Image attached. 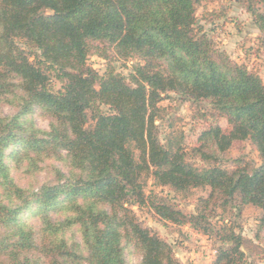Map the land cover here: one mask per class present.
<instances>
[{"label":"trees","instance_id":"16d2710c","mask_svg":"<svg viewBox=\"0 0 264 264\" xmlns=\"http://www.w3.org/2000/svg\"><path fill=\"white\" fill-rule=\"evenodd\" d=\"M204 1L0 0V104L16 110L0 113V261L133 264L136 255L135 264H178L134 205L218 239L213 264H250L248 253H264L236 224L214 221L219 209L252 205L264 228V83L196 24ZM247 2L264 33V0ZM92 54L108 60L103 74L88 64ZM114 60L136 63L126 76ZM171 92L208 102L230 126L211 125L191 148L203 167L187 159L182 132L159 136L160 102ZM236 140H250L261 164L223 167ZM149 181L208 194L185 213L147 193Z\"/></svg>","mask_w":264,"mask_h":264},{"label":"rangeland","instance_id":"374dc122","mask_svg":"<svg viewBox=\"0 0 264 264\" xmlns=\"http://www.w3.org/2000/svg\"><path fill=\"white\" fill-rule=\"evenodd\" d=\"M248 4L247 0L204 1L197 6L196 24L204 29L218 49L225 51L233 62L243 64L249 70L257 72L264 83V33L255 24L252 14L248 11ZM258 7L263 8L261 4H258ZM135 63L136 60H129L126 64L120 60L113 61L116 70L126 76L132 72ZM88 64L103 74L108 60L92 54L89 56ZM60 87V82L52 77L51 88L57 91ZM160 105L165 107V118L157 121L160 138L164 140L170 132H182L188 152L187 159L199 167L205 166L199 157L192 154L191 148L199 144L201 133L211 125L218 124L228 131L230 126L227 119L216 113L208 102L192 105L190 101L174 92L165 94ZM15 111L10 105L0 104V113L11 114ZM170 122L172 126H169ZM36 123L41 128H49V120L41 116H37ZM220 160V164L230 170L258 166L262 162L256 146L250 140H236L228 151L221 154ZM55 164L59 165L58 162ZM44 178L45 174H42L38 180L43 181ZM38 180H34V183ZM29 181V179L22 180L21 184L28 186L31 183ZM146 191L147 193L155 191L159 195L168 197L185 213L194 212L198 199L208 194L204 188H195L186 195L169 187H156L152 181H149ZM133 209L143 227L170 243L178 264H213L217 247L221 244L218 239L199 233L188 224L178 225L163 220L150 206L134 205ZM261 215L259 208L248 205L244 207L242 213H238L235 209H228L226 212L219 209L214 221L221 218L228 224H236L238 232L264 249ZM248 259L250 264H264V253L260 251L252 255L248 253ZM139 260L138 256L130 255L133 264ZM0 264L7 263L1 260Z\"/></svg>","mask_w":264,"mask_h":264}]
</instances>
